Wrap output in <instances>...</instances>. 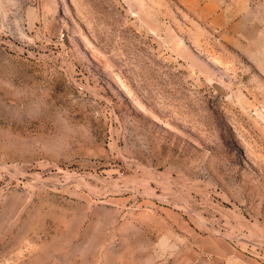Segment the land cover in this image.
<instances>
[{
  "label": "rangeland",
  "instance_id": "1",
  "mask_svg": "<svg viewBox=\"0 0 264 264\" xmlns=\"http://www.w3.org/2000/svg\"><path fill=\"white\" fill-rule=\"evenodd\" d=\"M0 264H264V0H0Z\"/></svg>",
  "mask_w": 264,
  "mask_h": 264
},
{
  "label": "water",
  "instance_id": "2",
  "mask_svg": "<svg viewBox=\"0 0 264 264\" xmlns=\"http://www.w3.org/2000/svg\"><path fill=\"white\" fill-rule=\"evenodd\" d=\"M211 86L221 95H224L226 93V89H223L216 83H212Z\"/></svg>",
  "mask_w": 264,
  "mask_h": 264
}]
</instances>
